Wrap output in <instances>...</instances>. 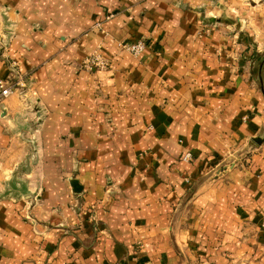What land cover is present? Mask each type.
Returning a JSON list of instances; mask_svg holds the SVG:
<instances>
[{
	"label": "crops",
	"instance_id": "crops-1",
	"mask_svg": "<svg viewBox=\"0 0 264 264\" xmlns=\"http://www.w3.org/2000/svg\"><path fill=\"white\" fill-rule=\"evenodd\" d=\"M228 1L225 18L245 10ZM176 2L0 0V79L28 84L0 101V181L32 152L7 118L30 101L44 113L33 134L39 163L26 176L42 200L0 199V264H182L178 245L203 264H264V145L193 200L185 180L198 179L240 136L257 134L264 113L242 120L251 105L240 93L252 90L236 88L214 57L225 35L198 36L196 9L206 0H184L186 10ZM97 21L102 30L92 29ZM122 38L148 46L136 59L118 48ZM100 45L113 71L83 70ZM187 151L194 164L175 162ZM76 154L88 155L77 178L84 204L98 203L96 235L60 229L74 219L59 207L70 199L65 176ZM108 179L122 190L107 193ZM139 242L144 249H135Z\"/></svg>",
	"mask_w": 264,
	"mask_h": 264
},
{
	"label": "rangeland",
	"instance_id": "rangeland-1",
	"mask_svg": "<svg viewBox=\"0 0 264 264\" xmlns=\"http://www.w3.org/2000/svg\"><path fill=\"white\" fill-rule=\"evenodd\" d=\"M227 1L228 0H206L205 4L198 7L196 11L200 17V24L197 31L201 39L210 36L214 30L220 31L225 35L224 41L216 45L218 48L214 50L216 53L214 57L217 58L220 67L228 68V71L226 70L229 76L228 79L237 82L236 88L239 87V84L244 83L245 88L252 90L248 93L246 92V94L240 93L243 95L242 99L250 100L251 105L250 109H248V113H246L248 116L246 115L242 119L245 122L246 120L249 121L250 116L264 113V13L261 9H258L259 5L264 3V0H240V3H244L243 9L245 10H241L239 13H237V11H231L229 17L225 18L226 16L222 15L225 14L223 5L229 2ZM176 5L184 10L189 8V5L184 2V0H178ZM238 5L239 4H236L237 7ZM215 9L222 11L221 13H217L219 15L212 14ZM92 29L102 30V22H95ZM105 35L108 36L107 33ZM138 40L145 41L148 46V41L145 38H122L116 40V44L121 50L130 53L124 47L125 44ZM0 44H2L1 41ZM101 47V45L98 46L91 54L83 59L81 63V68L83 70L90 73H107L113 71L114 65L112 61L103 55ZM97 54H100L108 62L107 67L103 69H87L83 64L84 61ZM141 55L138 57L132 56L139 59ZM27 87L28 84H26L24 88L26 89ZM25 89L20 92V95L25 94ZM36 104L37 103L33 101L25 103L24 107L26 106L27 108V114L25 117H22L24 123L22 124L23 130L18 133L12 131L13 134L18 135L22 140L31 144L32 152L28 153L13 169L7 172L5 180L0 181V185L2 186L0 195L4 194V196H0V199H9L16 202L25 201L26 203L31 200H42L41 195H39V190L33 189L30 185L29 178L26 177L32 173L33 169L39 163L38 143L33 134L42 124L44 113L42 108ZM254 107L255 109H253ZM39 110H41V116L38 114V112H40ZM104 112L108 115L109 111L105 108ZM31 113H34V116H32ZM147 126L149 129H153V125ZM25 127L31 128L29 130H24ZM29 134L30 136H28ZM256 137L264 138V123L257 134L250 136L245 141H243L242 136H240L238 140L235 141V143H237L234 145L235 147H229V149L222 154L219 162L212 165L208 171L202 173L198 179H194L189 175L185 176L186 182L190 185L189 191H191L192 200L194 199L195 192H197L200 186L204 187L209 183L217 181L227 175L232 169L247 164L252 155L264 145V140L258 143V141L254 140ZM150 150V148L142 150L139 156L145 157ZM35 155H37L36 158ZM184 156L185 155L182 154L181 157H176L174 159L176 160L175 162L184 161L194 164L196 160L194 155H192L190 160H186ZM87 157V154H76L73 159V166L65 176V179L70 183V199L64 207H59V211L68 208V211L72 213L71 216L74 215V219L71 220L72 222L69 225L68 222L62 226L60 225V229L65 231V233L78 235L79 232L85 233L93 229V235L97 234V229H94L93 226L98 222L96 214L98 203H93L89 206L84 204L85 190L80 180L77 178V175L81 171L80 167L87 160ZM106 188L109 194L119 193L122 190L115 186L112 179H108ZM192 200L187 201L189 204L188 207L192 204ZM100 203L102 204V201H100ZM179 205H181V203ZM179 205H176L177 207L175 208L174 221L180 216L178 210ZM24 217L30 221H34L35 219L30 212H27ZM172 236L175 237V234L172 233ZM78 237L80 239L81 235ZM97 241V236H95L93 242L96 243ZM138 244L139 245L135 248L136 250L145 248L142 242ZM176 251H178L182 264H203L199 259L195 260L193 257H190L179 245L176 246Z\"/></svg>",
	"mask_w": 264,
	"mask_h": 264
},
{
	"label": "built area",
	"instance_id": "built-area-1",
	"mask_svg": "<svg viewBox=\"0 0 264 264\" xmlns=\"http://www.w3.org/2000/svg\"><path fill=\"white\" fill-rule=\"evenodd\" d=\"M146 42L142 40L133 41L125 44V48L134 56H140L146 49ZM84 66L87 69L100 68L103 69L107 67L108 62L100 55L97 54L84 61ZM26 86V81L22 78H5L0 79V101L5 97L10 96L12 93L20 91ZM185 159L190 160L192 158L191 152L185 154ZM262 228L264 230V221L262 222Z\"/></svg>",
	"mask_w": 264,
	"mask_h": 264
},
{
	"label": "water",
	"instance_id": "water-1",
	"mask_svg": "<svg viewBox=\"0 0 264 264\" xmlns=\"http://www.w3.org/2000/svg\"><path fill=\"white\" fill-rule=\"evenodd\" d=\"M0 41L2 42L3 45H6V43H4V41H3V39H1ZM0 52H3V47L0 48ZM36 109L38 110L37 107H36ZM3 111H4L3 114H5L6 109H5L4 106H3ZM26 111H27V108L25 106V107L22 108V111L19 112L14 118H12V117H8L7 118L11 132L13 131V132L18 133L19 131L23 130V127H22L23 125L22 124H24V123H23L22 117H25L26 116V114H27ZM39 111L40 112H38V114L41 116V114H42L41 113V110H39ZM30 128L31 127H29V128L28 127L27 128L25 127L24 130H29ZM254 140L255 141H258V143H261L264 140V138H262V137H256ZM1 195L4 196V194H1Z\"/></svg>",
	"mask_w": 264,
	"mask_h": 264
}]
</instances>
